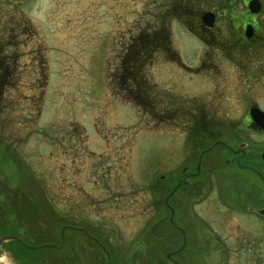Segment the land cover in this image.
Here are the masks:
<instances>
[{"label": "rangeland", "instance_id": "1", "mask_svg": "<svg viewBox=\"0 0 264 264\" xmlns=\"http://www.w3.org/2000/svg\"><path fill=\"white\" fill-rule=\"evenodd\" d=\"M9 1L0 0V24L4 11L16 8L27 32L17 36L22 46L15 50L0 25V233L35 246L58 243L59 226L66 224L159 229L142 239L146 247L139 250L145 259L149 252L158 258L150 242L164 244L158 235L172 229L161 201L170 185L166 170L179 174L193 154L178 149L181 122L164 119L162 94L173 91L180 100L183 88L164 72L163 58L157 73L144 65L137 102L114 80L118 40L144 32L148 0ZM11 50L18 55L5 56ZM154 93L160 99L156 114L149 106ZM72 133L80 137L70 138ZM102 140V153H89ZM68 229L57 250L5 243L24 264H70L60 260L69 250ZM128 234L116 242L135 239ZM132 250L119 249L113 264H134ZM0 260L8 264L2 254Z\"/></svg>", "mask_w": 264, "mask_h": 264}, {"label": "flooded vegetation", "instance_id": "2", "mask_svg": "<svg viewBox=\"0 0 264 264\" xmlns=\"http://www.w3.org/2000/svg\"><path fill=\"white\" fill-rule=\"evenodd\" d=\"M247 1L148 0L143 4L149 19L143 27L149 38L147 50L139 43L138 27L126 42L118 40V65L113 69L140 73L146 64L157 73L161 57L164 72L183 88L180 100L173 99L168 89L162 94L164 119L182 124L178 149L184 156L193 154V159H182L179 174L166 170L170 184L166 193L176 186L166 197L170 220L164 205L165 222L172 229L164 237L158 235L164 244L150 242L159 257L149 252L146 259L139 251L146 247L142 239L159 229L148 233L68 229L69 250L60 260L113 264L119 249L121 253L133 249L134 264L144 260L146 264H264V0H257L255 6ZM15 9L4 11L7 21L2 24L5 43L16 50L22 43L17 36L24 37L27 30ZM129 53L148 61L121 65V58ZM17 55L12 50L5 54ZM150 100L156 114L160 99L154 93ZM73 136L80 137L69 135ZM105 143L102 140L100 149L89 153L101 154ZM172 231L177 234L173 243ZM131 232L135 237L131 242H116ZM123 263L119 259L116 264Z\"/></svg>", "mask_w": 264, "mask_h": 264}, {"label": "trees", "instance_id": "3", "mask_svg": "<svg viewBox=\"0 0 264 264\" xmlns=\"http://www.w3.org/2000/svg\"><path fill=\"white\" fill-rule=\"evenodd\" d=\"M138 39H139V43H140L141 47H144L147 50V44H148V40H149L148 33H145V31L141 32L138 35ZM134 57H135L134 54H130L127 57L121 58V65H123V64H127V65L131 64L132 65V64H134V62L136 64H137V62L140 63V64H143L144 62L148 61L147 58L139 56V55H138L137 59H136V57L135 58ZM140 75H142L141 71H140V73L133 72V73H130V74H127L125 71H121L120 73L117 72V75H116L117 77L115 76L116 79L114 78V80L117 82V84L121 85L123 90L125 89L124 91H126V93L128 95H130V98H127V95H124L130 101L132 100V101H136L137 102V100H138L137 99V95H139L138 98L141 95H143L144 90H143L142 85H144V80L140 77ZM116 82H115V84H116ZM123 94H125V92ZM149 106H152L151 100L149 101Z\"/></svg>", "mask_w": 264, "mask_h": 264}, {"label": "water", "instance_id": "4", "mask_svg": "<svg viewBox=\"0 0 264 264\" xmlns=\"http://www.w3.org/2000/svg\"><path fill=\"white\" fill-rule=\"evenodd\" d=\"M247 3L249 5L251 3H253L254 4L253 6H255V3H256V5H258L257 0H248ZM254 8H256V7H254ZM197 163H198V161H197ZM179 181L176 184H178ZM174 187H176V186H174ZM174 187H171L168 190V192L166 193V195L161 198V201L163 202V204L165 206H168V208H169V212H170V214H169L170 216L168 217L169 220H170V217H171V213L172 212H171V209H170L169 205L166 202V197L171 193V190H173ZM59 227H60L59 229H60L61 232L59 233V235H60L59 238L60 239H59L58 243H56V244L46 243L44 245L40 244V245H42V247H44V246H51L52 245L53 250L59 249V246L63 243V237H62V234L61 233H62V231L65 228H71L72 230H76V229H82V230H84L82 228V226H79V225L71 226V224H66V225H62V226L60 225ZM57 238H58V236H57ZM9 240L14 241V242H17L19 244V246L21 247V249H23V250L26 249V248L36 249L37 247H40V245H38V244H36L35 246L28 245L26 243L24 244V242L22 241V239H20L17 235H11L10 233H5V234H1L0 233V256H1V254H2V256L4 255V257L8 261V264H24L23 261H22V258L16 256L14 254L13 250H11V248L9 247V244L8 243H5L6 241H9ZM1 245H3L2 248H1ZM168 255H169V253L166 254V256H168ZM0 264H2V261L1 260H0ZM29 264H31V263H29Z\"/></svg>", "mask_w": 264, "mask_h": 264}, {"label": "bare ground", "instance_id": "5", "mask_svg": "<svg viewBox=\"0 0 264 264\" xmlns=\"http://www.w3.org/2000/svg\"><path fill=\"white\" fill-rule=\"evenodd\" d=\"M181 172V171H180Z\"/></svg>", "mask_w": 264, "mask_h": 264}]
</instances>
